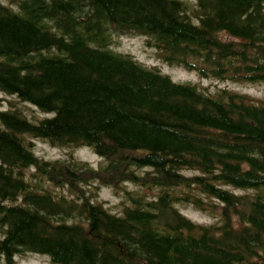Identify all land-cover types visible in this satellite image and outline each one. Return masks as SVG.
Listing matches in <instances>:
<instances>
[{
	"label": "trees",
	"instance_id": "1",
	"mask_svg": "<svg viewBox=\"0 0 264 264\" xmlns=\"http://www.w3.org/2000/svg\"><path fill=\"white\" fill-rule=\"evenodd\" d=\"M126 34L199 79L264 84V0H0L17 102L0 109V264H264V99L174 82L114 50ZM35 141L71 152L44 160Z\"/></svg>",
	"mask_w": 264,
	"mask_h": 264
},
{
	"label": "rangeland",
	"instance_id": "2",
	"mask_svg": "<svg viewBox=\"0 0 264 264\" xmlns=\"http://www.w3.org/2000/svg\"><path fill=\"white\" fill-rule=\"evenodd\" d=\"M187 3L192 4L193 0H185ZM222 39H227L226 36L222 35ZM115 45L113 46V49L124 54H129L142 64L148 66V67H154L158 69L162 74L169 76L173 81L175 82H188V83H194V84H200L203 87H207L210 89L214 88H226L229 90H234L236 92L247 94L251 97H254L256 99H264V84L262 85H237L226 81H213V80H203L199 79L194 73H188L186 71H183L178 68H173L166 66L162 60L157 56V52L154 48L148 47L145 42V37L139 36L137 34H126L121 35L116 38H114ZM0 99L3 100L1 110L9 109L11 107V104H15L16 98L12 96L5 95L0 92ZM15 99V100H14ZM6 101H9L10 103L7 104ZM17 106V104H15ZM14 106V105H13ZM22 106H25L23 104L19 103V106L16 107L20 109L21 111H24V116L32 121L37 122L38 120L44 119V118H50L52 114H46L39 111L34 112L32 115L35 117H32L29 114V111L27 108H21ZM35 109V108H33ZM37 117V118H36ZM71 152V150L67 148H50L47 145L35 141L34 144V154L38 157L45 158L44 160H64L67 158L68 153ZM73 157L76 159H79L83 162L88 163L91 167L96 168L99 163L100 159L93 155V153L86 148L72 151ZM34 171H30L29 174H33ZM50 186H46L45 189L48 191L57 194V192L54 191V186L51 184H48ZM130 188L132 186H129ZM92 189V188H91ZM229 190H233L231 188H228ZM236 194H240V191H234ZM64 194H67V191L64 190ZM155 194V192H154ZM96 202H104L105 205L111 209V211L117 213L119 210V204L120 199L113 195V193L110 190H101L99 191L97 198L95 199ZM183 210V209H182ZM184 215L190 219L193 222L199 223V224H208L213 222L214 217H211L209 215H203L200 213H196L192 211L191 209H187L186 211H183ZM16 260L18 264H50L48 259L43 256L38 255H25L23 257H16Z\"/></svg>",
	"mask_w": 264,
	"mask_h": 264
}]
</instances>
